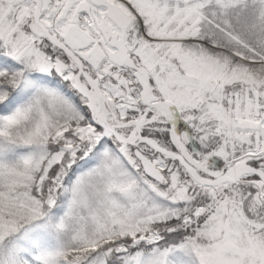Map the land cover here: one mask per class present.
I'll return each instance as SVG.
<instances>
[{"label": "snow or ice", "instance_id": "snow-or-ice-1", "mask_svg": "<svg viewBox=\"0 0 264 264\" xmlns=\"http://www.w3.org/2000/svg\"><path fill=\"white\" fill-rule=\"evenodd\" d=\"M0 264H264V0H0Z\"/></svg>", "mask_w": 264, "mask_h": 264}]
</instances>
